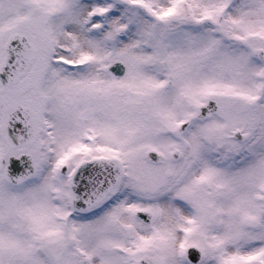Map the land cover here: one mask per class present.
Listing matches in <instances>:
<instances>
[{"label":"snow or ice","instance_id":"6c2138e0","mask_svg":"<svg viewBox=\"0 0 264 264\" xmlns=\"http://www.w3.org/2000/svg\"><path fill=\"white\" fill-rule=\"evenodd\" d=\"M0 264H264V0H0Z\"/></svg>","mask_w":264,"mask_h":264}]
</instances>
